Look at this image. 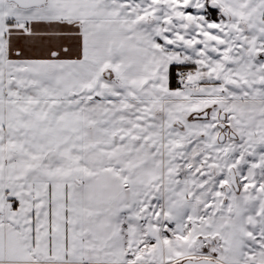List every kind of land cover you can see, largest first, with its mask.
Here are the masks:
<instances>
[{"label":"snow or ice","instance_id":"6c2138e0","mask_svg":"<svg viewBox=\"0 0 264 264\" xmlns=\"http://www.w3.org/2000/svg\"><path fill=\"white\" fill-rule=\"evenodd\" d=\"M0 264H264V0H0Z\"/></svg>","mask_w":264,"mask_h":264},{"label":"crops","instance_id":"0c3cea01","mask_svg":"<svg viewBox=\"0 0 264 264\" xmlns=\"http://www.w3.org/2000/svg\"><path fill=\"white\" fill-rule=\"evenodd\" d=\"M52 42L56 43L57 41H52ZM49 43L50 41H48L47 39H43V40L37 39L29 43L27 50L29 51V53L32 54H39L46 49Z\"/></svg>","mask_w":264,"mask_h":264}]
</instances>
